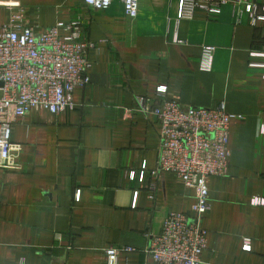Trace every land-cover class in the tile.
Returning a JSON list of instances; mask_svg holds the SVG:
<instances>
[{
	"label": "crops",
	"instance_id": "crops-1",
	"mask_svg": "<svg viewBox=\"0 0 264 264\" xmlns=\"http://www.w3.org/2000/svg\"><path fill=\"white\" fill-rule=\"evenodd\" d=\"M4 1L23 6L37 32L81 16L83 36L96 46L73 109H32L12 124L22 151L20 168H0V264H108L110 246L122 249L116 264H156L151 236L171 212L193 216L196 203L174 173L152 174L161 124L137 97L160 104V85L186 107L225 102L236 115L228 173L208 179L201 264H264V204L252 202L264 199V68L253 65L264 58L252 56L264 53V19L253 23L233 3L180 19L181 0H140L132 19L124 0L107 9L84 0ZM255 3L264 16V0ZM10 12L0 6L4 23ZM204 45L215 47L209 71L201 68Z\"/></svg>",
	"mask_w": 264,
	"mask_h": 264
},
{
	"label": "built area",
	"instance_id": "built-area-1",
	"mask_svg": "<svg viewBox=\"0 0 264 264\" xmlns=\"http://www.w3.org/2000/svg\"><path fill=\"white\" fill-rule=\"evenodd\" d=\"M84 2L95 9L112 4V0ZM227 3L245 5L253 23L264 19L255 0H181L179 18H190L197 9L218 14ZM139 4L140 0H124L129 18L138 16ZM0 6L11 10L8 22L0 19V168L18 169L22 146L12 139V124L32 109L53 113L73 109L74 90L90 82L88 51L96 44L84 38L81 16L37 32L28 24L23 6L4 0ZM214 52V46L202 47V70H211ZM252 56L264 58V53ZM253 65L264 68V62ZM168 91L167 85L158 87L161 102L155 106L149 97H137L139 109L157 115L161 124L162 145L152 174L174 173L195 190L196 203L193 216L183 212L167 216L162 231L151 236L148 252L156 264H201L208 241L202 220L211 207L208 179L228 173L230 126L236 115L227 111L225 102L215 107H186L170 99ZM131 177L135 178V172ZM252 202L262 205L264 199L256 197ZM245 248L250 249L249 241ZM105 251L108 264H116L122 249L110 246Z\"/></svg>",
	"mask_w": 264,
	"mask_h": 264
}]
</instances>
